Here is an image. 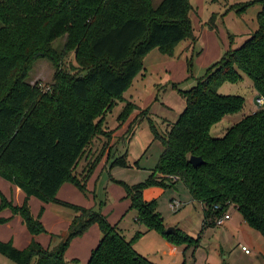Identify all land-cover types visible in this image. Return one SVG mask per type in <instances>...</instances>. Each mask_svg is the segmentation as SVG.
<instances>
[{
	"label": "trees",
	"instance_id": "trees-1",
	"mask_svg": "<svg viewBox=\"0 0 264 264\" xmlns=\"http://www.w3.org/2000/svg\"><path fill=\"white\" fill-rule=\"evenodd\" d=\"M254 4L261 10L249 38L194 79L193 87L177 90L185 101L177 121L168 124L162 136L148 121L163 151L146 182L122 184L135 222L145 229L128 241L117 224L111 225L100 212L61 201L57 193L66 183L86 190L100 158L87 164L82 178L75 170L96 139L110 137L104 118L117 102L126 103L118 127L137 110L123 94L145 70L144 58L153 50L171 57L181 42L195 43L190 0H162L156 8L151 0H0V178L25 195L24 202L15 205L0 191V211L19 217L33 238L23 249L15 248L12 241H0V255L15 264H69L65 253L70 242L92 225L98 226L101 239L86 264H154L133 248L151 231L172 245L196 247L199 239L178 229L165 234L156 200L143 198L149 186L166 188L177 182L202 206L203 229L215 227L214 220L233 207L264 239V107L230 127L222 138L210 136L214 125L239 113L245 103L240 96L220 94L223 83H236L243 73L258 93L256 98H264V0L235 4L226 13L239 14ZM215 18L214 14L209 20L210 30L216 29ZM63 37L66 42L59 54L52 44ZM69 53L82 74L58 70L61 57ZM39 59L56 68L47 92L39 83L26 82ZM131 128L130 123L127 134H132ZM193 156L204 164L194 168L189 163ZM112 164L126 167L125 156ZM159 176L177 181L167 184ZM30 198L76 213L67 236L52 248L34 240L46 229L40 214L31 213ZM6 222L0 218V224Z\"/></svg>",
	"mask_w": 264,
	"mask_h": 264
},
{
	"label": "rangeland",
	"instance_id": "rangeland-1",
	"mask_svg": "<svg viewBox=\"0 0 264 264\" xmlns=\"http://www.w3.org/2000/svg\"><path fill=\"white\" fill-rule=\"evenodd\" d=\"M161 1L151 0L155 8ZM248 1L251 0H190L193 7L191 21L197 38L195 43L190 44L186 40L181 42L174 49L171 57L153 50L144 58L145 70L137 74L123 94L126 101L137 107L127 120L132 125V134L126 133L127 128L123 132V125L118 127L117 118L126 103L117 102L104 118V126L106 131L110 132V137L96 139L75 170V174L82 178L87 164L100 158V163L86 181V190L80 191L74 185L66 183L57 194V198L81 208H92L93 211L100 212L111 225L118 222L119 226L125 229L126 240L132 239L137 231H145L143 226L133 221L135 211L129 209L130 200L126 198L122 184L133 186L146 182L162 154V144L154 140L148 121L151 120L162 136L168 127L167 124L175 123L185 108V101L177 90H188L193 87L194 79L203 77L230 48H239L249 38L250 33L256 30V15L261 10L259 4H254L239 14L234 10L226 13L231 6ZM214 14L216 29L210 30L209 20ZM65 42V37L59 38L52 46L60 54ZM80 69L73 54L69 53L61 57L58 70L70 74H82ZM55 72L56 68L50 61L39 59L29 71L26 82L39 83L42 92H47L53 83ZM219 93L240 96L245 103L239 113L225 116L211 128L210 136L214 139L222 138L230 127L258 110L254 102L258 93L253 88L251 80L243 73H240L238 82L223 83ZM146 109L149 113L144 115L143 111ZM123 156L126 167L112 164ZM163 179L166 183L171 181L161 176L158 178V180ZM6 184L7 182L0 178V187L9 193V190H5ZM143 196L146 201L156 200L157 210L163 217L165 227L178 229L193 240L199 239L196 247L185 249L183 245L175 246L166 242L157 231H151L135 244L136 250L147 256L150 262L264 264L263 237L247 226L233 207L227 211L230 220L224 225L203 229L202 210L198 203L190 201V196L181 182L166 188L149 186L144 189ZM172 198L182 204L177 212L171 210L169 206ZM28 205L34 216L40 214L46 229V233L34 238L35 241L44 247L50 245L52 248L67 236L69 221L76 214L74 210L58 204L46 206L37 199H31ZM2 215L5 216L6 213ZM9 221H11L9 224H0V241H12L15 248H25L31 235L18 217ZM99 238L101 233L98 226H90L81 237L70 242L65 253L66 262L85 264L91 252L97 247ZM172 247H177V254H171ZM242 247H245L249 253L245 254ZM73 260L75 262H72ZM0 264L15 263L0 255Z\"/></svg>",
	"mask_w": 264,
	"mask_h": 264
},
{
	"label": "crops",
	"instance_id": "crops-1",
	"mask_svg": "<svg viewBox=\"0 0 264 264\" xmlns=\"http://www.w3.org/2000/svg\"><path fill=\"white\" fill-rule=\"evenodd\" d=\"M255 106H253V108H254ZM129 121H127L125 124H123V126H122V131L124 132L125 131V128H127L128 127V123ZM166 122V121H165ZM166 124V123H165ZM167 126H168V124H167ZM2 179V178H1ZM4 180V179H3ZM5 181V180H4ZM5 182H7V181H5ZM7 186H6V188H5V190H9L8 192L9 193H7V192H5L1 187H0V191H1V193L8 199V200H12L13 201V203L15 204V205H21L23 202H24V200H25V195L23 194V192L19 189V188H17L16 186H14V185H12L11 183H9V182H7V184H6ZM63 187V186H62ZM61 187V188H62ZM61 188H60V190H61ZM59 190V191H60ZM59 191H58V193L57 194H59ZM144 192V191H143ZM6 193V194H5ZM143 198H144V196H143ZM31 199H35V198H30L28 201L30 202L31 201ZM59 199V198H58ZM59 200H61V199H59ZM175 200V198H172L171 199V201L170 202H172V201H174ZM62 201V200H61ZM190 201L193 203V201L191 200V198H190ZM29 202H28V204H29ZM65 202V201H64ZM195 203V202H194ZM44 204V203H43ZM51 204V203H50ZM181 204V203H180ZM46 206H47V204H45ZM199 205V207H200V209L202 210V206L200 205V204H198ZM181 207H182V204H181ZM180 207V208H181ZM6 213V215L5 216H3L2 214H5ZM0 214H1V216H0V218L1 219H7V222L6 223H4L5 225L6 224H9L11 221H9V219H12L13 220V218H16V217H12V215H11V213H10V211H8V210H4V211H0ZM75 215L76 214H74V216H72L71 217V219H70V223H71V221H72V218H74L75 217ZM18 220L22 223V221H21V219L18 217ZM9 221V222H8ZM133 221H134V223H136L135 222V216H134V218H133ZM41 223H42V221H41ZM70 223H69V225H70ZM202 223H203V220H202ZM43 224V223H42ZM115 224H117V227L123 232V234H125V229L124 228H121L120 226H119V224H118V222L117 223H113L112 225H115ZM136 224H138V223H136ZM138 225H140V224H138ZM44 226V225H43ZM168 228V226H166L165 227V229H167ZM137 232H140V231H137ZM147 233H145L143 236H145ZM125 236V235H124ZM33 238L31 237L30 239H29V241H28V243L27 244H29L30 243V241L32 240ZM36 239H38V238H36ZM100 239L101 238H99L98 240L100 241ZM35 240V239H34ZM128 241H130L131 239H127ZM99 243V242H98ZM136 244V243H135ZM135 244H134V250L139 254V255H141V256H143V257H145L147 260H149V258L147 257V256H145V255H143V254H141V253H139L137 250H136V248H135ZM98 245V244H97ZM96 245V246H97ZM44 247V246H43ZM44 248H46V247H44ZM19 249H23V248H19ZM185 250H183V252H184ZM170 252H171V254L172 255H175V254H177L178 253V249H177V247H172L171 249H170ZM88 259H89V257H88ZM88 259H87V261H88ZM87 261H86V263H87ZM150 261V260H149ZM85 263V264H86Z\"/></svg>",
	"mask_w": 264,
	"mask_h": 264
},
{
	"label": "built area",
	"instance_id": "built-area-1",
	"mask_svg": "<svg viewBox=\"0 0 264 264\" xmlns=\"http://www.w3.org/2000/svg\"><path fill=\"white\" fill-rule=\"evenodd\" d=\"M255 105L257 107H259V108H263L264 107V98H256L255 99ZM168 179H170L172 181L173 180L174 181L177 180V178H175V177H169ZM169 206H170L171 210L177 212L180 209L181 204L179 202H177V201L174 200V201L170 202V205ZM228 220H230V216L228 215V213H225L220 218H217L214 221H215V225L216 226H222ZM242 251H244L245 254H248L249 253L248 250L245 247H242Z\"/></svg>",
	"mask_w": 264,
	"mask_h": 264
},
{
	"label": "water",
	"instance_id": "water-1",
	"mask_svg": "<svg viewBox=\"0 0 264 264\" xmlns=\"http://www.w3.org/2000/svg\"><path fill=\"white\" fill-rule=\"evenodd\" d=\"M189 163L194 167L198 168L204 164L203 160L200 157H190ZM175 230L173 228H167L165 234L171 235L174 234Z\"/></svg>",
	"mask_w": 264,
	"mask_h": 264
},
{
	"label": "bare ground",
	"instance_id": "bare-ground-1",
	"mask_svg": "<svg viewBox=\"0 0 264 264\" xmlns=\"http://www.w3.org/2000/svg\"><path fill=\"white\" fill-rule=\"evenodd\" d=\"M177 181V180H176Z\"/></svg>",
	"mask_w": 264,
	"mask_h": 264
}]
</instances>
